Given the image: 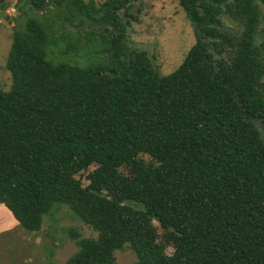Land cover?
<instances>
[{"label": "trees", "instance_id": "1", "mask_svg": "<svg viewBox=\"0 0 264 264\" xmlns=\"http://www.w3.org/2000/svg\"><path fill=\"white\" fill-rule=\"evenodd\" d=\"M29 1L0 87V206L27 233L63 206L97 233L74 230L65 264H116L125 247L132 264H264V0H176L195 43L165 77L122 45L137 0H32L44 16ZM83 17L116 34L82 64L57 31Z\"/></svg>", "mask_w": 264, "mask_h": 264}, {"label": "rangeland", "instance_id": "2", "mask_svg": "<svg viewBox=\"0 0 264 264\" xmlns=\"http://www.w3.org/2000/svg\"><path fill=\"white\" fill-rule=\"evenodd\" d=\"M84 1L86 3L93 1L98 7L105 0ZM6 2L9 5L7 14L13 25L7 26L0 22V87L3 91H9L12 84L11 74L6 69V61L16 26L14 17L17 15L14 9L16 0H6ZM259 5L262 14L261 28H264V4L259 2ZM48 8H51L49 3L43 13H37L44 16ZM119 18L125 27L122 41L124 50L147 52L161 77L177 70L195 43L193 26L176 0H137L129 8L128 13L120 12ZM222 22L227 32L233 30L240 32L239 27L226 17L222 18ZM62 31L69 34V38L79 41L77 62L82 64L86 62V50L89 51V47L93 46L101 51L108 46L106 42L112 41L116 34L112 27L100 22H91L85 17L81 25L64 24L62 29L57 31V35ZM63 48L64 44L61 43L56 50ZM98 55L108 57L110 54L101 52ZM257 127L264 138V131L259 123ZM143 158L149 160L146 156ZM94 168L95 166H91L77 176L84 186L88 185L87 174ZM128 205L134 209H141L137 204ZM10 216L12 217L6 208L0 207V264H65L77 252V246L71 236L74 230L82 238L97 236V233L76 219L64 206L52 216H45L40 231L35 233L25 232ZM172 251L171 247L165 250L168 255ZM114 258L116 264H132L136 260L134 253L127 247L115 251Z\"/></svg>", "mask_w": 264, "mask_h": 264}, {"label": "water", "instance_id": "3", "mask_svg": "<svg viewBox=\"0 0 264 264\" xmlns=\"http://www.w3.org/2000/svg\"><path fill=\"white\" fill-rule=\"evenodd\" d=\"M28 5L34 8L36 12L43 13L48 3H46L42 7H35L32 3V0H30ZM8 8H9V5L6 2V0H0V22L5 23L7 26H11L13 25V21L11 20L10 16L7 14Z\"/></svg>", "mask_w": 264, "mask_h": 264}, {"label": "crops", "instance_id": "4", "mask_svg": "<svg viewBox=\"0 0 264 264\" xmlns=\"http://www.w3.org/2000/svg\"><path fill=\"white\" fill-rule=\"evenodd\" d=\"M1 207V206H0ZM10 215V214H9ZM11 217V216H10ZM11 219H13L12 217H11ZM14 220V219H13ZM15 221V220H14ZM15 223H17L16 221H15Z\"/></svg>", "mask_w": 264, "mask_h": 264}]
</instances>
